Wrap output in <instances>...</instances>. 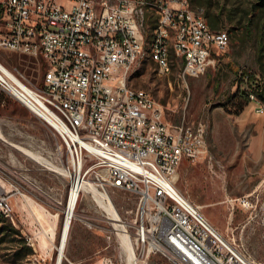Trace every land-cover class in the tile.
<instances>
[{"label":"built area","instance_id":"obj_1","mask_svg":"<svg viewBox=\"0 0 264 264\" xmlns=\"http://www.w3.org/2000/svg\"><path fill=\"white\" fill-rule=\"evenodd\" d=\"M67 2L0 0V48L45 63L36 86L0 62V90L52 128L57 142L49 157L95 183L106 200L111 190L137 197L135 216L123 222L143 254L160 253L171 264H259L176 186L181 162L207 150L203 127L170 124L161 103L127 83V73L141 59L150 18L157 25L160 74H166L167 51H174L175 60H183L181 77H199L230 36L208 29L204 13H192L185 0ZM31 39H38V47H31ZM247 95L256 99L253 92ZM256 111L264 115V106ZM55 128L65 129V136L55 135ZM3 170L0 155V180L8 186L0 185V211L16 225L12 198L34 185ZM65 177L72 185V176ZM27 241L31 245L32 237Z\"/></svg>","mask_w":264,"mask_h":264},{"label":"rangeland","instance_id":"obj_2","mask_svg":"<svg viewBox=\"0 0 264 264\" xmlns=\"http://www.w3.org/2000/svg\"><path fill=\"white\" fill-rule=\"evenodd\" d=\"M57 1L69 6L67 0ZM188 2L194 8L201 7L208 21L215 22L214 31L229 34L230 42L225 50L213 52L204 74L185 79L181 77L182 62L175 60V55L170 72L160 74L155 61L145 52L131 69L127 83L149 92L161 103L170 124L203 127L207 150L200 157L209 154L213 157L223 182L222 192L228 191L231 196L238 197L234 207L227 201L226 212L222 215L223 220H228L235 208L234 223L213 225L225 235H235L257 263L264 264V150L261 160L253 163L247 149L249 143L264 140V129L257 128L252 119L260 116L255 109L264 103L256 96L251 100L247 95L264 85V13L255 7L257 0ZM148 27L146 36L149 37L152 28ZM0 62L23 72L33 85H41L45 72L41 58L0 48ZM0 99L5 100L4 104L0 102V127L5 136L52 159L48 151L53 152L57 142L52 128L2 90ZM244 110L249 112L241 115ZM241 154H245L244 164L239 165ZM0 155L4 175L23 174L34 185L29 188L27 203L21 202L20 208L15 209L16 226L26 239L32 237L33 252L18 258L15 255L18 247L5 243L0 245V264H56L57 253L51 248L50 239L54 233L55 243L60 241L64 208L71 189L69 179L35 162L2 139ZM256 188L260 197L252 193ZM110 198L123 221L135 216L137 197L134 194L111 190ZM104 215L106 213L95 200L80 195L62 264H127L121 239L113 230L111 220ZM44 236L47 243L43 241ZM133 242L139 264H171L160 253L143 254ZM73 253L88 258L83 262H71L67 257Z\"/></svg>","mask_w":264,"mask_h":264},{"label":"bare ground","instance_id":"obj_3","mask_svg":"<svg viewBox=\"0 0 264 264\" xmlns=\"http://www.w3.org/2000/svg\"><path fill=\"white\" fill-rule=\"evenodd\" d=\"M140 1L142 0H133V4H140ZM185 5H190L188 0H185ZM190 9L192 10V13L204 12L202 9L195 10V8L193 9L191 7ZM146 26H147V23H145V45L144 47H142V50H141V58L144 56L145 52H147V54H149L151 59L155 61V63L157 64L159 68V71L161 72V64H159L158 61L156 60V54H155L156 49H157V25H154L155 27L153 29V33L150 39H149L150 36L149 37L146 36L147 34ZM208 29H212L209 23H208ZM0 31H2V23H0ZM227 35L229 34L227 33ZM31 47H38V39H31ZM173 55H175L174 51H167V61H165L166 74L169 73L171 70ZM137 63L138 62H135L133 67ZM129 73L130 72L127 73V81H128ZM133 92L145 93L147 91L133 87ZM55 135L65 136V129L55 128ZM0 139L9 143L15 149L21 151L22 153H24L26 156H28L32 160L47 167L48 169L54 172H57L63 176H68V177L72 176L73 178L69 197L67 200V205L64 208L65 220L63 224L60 241L58 244L55 243L53 233L50 239L51 246H52L51 248L56 250V253H57L56 264H62V261L65 257V249H66L68 238H69L70 228L72 225L73 218L75 216V209H76V205L78 203V200L81 194L80 192L82 191H83V195L90 196L92 200H95L98 203V205H100V207L105 212H107L108 218L109 220H111L110 224L112 225L113 229L117 231V235L121 239L123 250L127 257L126 258L127 264H139V259L137 257L136 249L133 244L134 242L131 236L125 232V228H126L125 223L121 219L112 201L109 199L106 200L107 195L101 192L97 188L95 183L89 180H83L82 177L79 175L69 174L61 166L57 165L52 159L44 156L41 152L32 150L24 145L10 141L3 133L1 127H0ZM0 214H2L1 211H0ZM46 238L44 236L43 238L44 243H47Z\"/></svg>","mask_w":264,"mask_h":264},{"label":"crops","instance_id":"obj_4","mask_svg":"<svg viewBox=\"0 0 264 264\" xmlns=\"http://www.w3.org/2000/svg\"><path fill=\"white\" fill-rule=\"evenodd\" d=\"M0 102L4 104L5 100L0 99ZM247 112L249 111L244 110L242 111L241 115H245ZM262 115L263 114H260V116H255L256 120L255 118L252 119H254L256 123L255 124L256 127L261 128L263 130L264 115L263 116ZM217 145L219 144L217 143ZM247 149H248V154L250 155V160L253 163H258L263 155L264 140L249 143ZM241 156L242 157L238 162L239 165L244 164L245 154H241ZM234 159L238 161L237 158ZM21 176L27 178L23 174ZM0 185H3V187L8 188L7 184L3 180H0ZM176 186L178 187V189L180 187L188 195L189 199L193 203L201 207V210L203 211L205 216L213 224H219L220 226L221 224L234 223L233 213L235 212V208H232V212H230L228 220L226 219L223 220L222 215L226 212L227 201L231 202V204H233L234 207L235 201L238 200L237 199L238 197L231 196V194L228 191L222 192L223 182L221 179L220 171L218 170V168L217 169L215 168L213 163V157L210 154L197 158L196 160L184 159L179 166ZM252 193L258 194L259 189L256 188L254 191H252ZM27 194L28 192L24 193L22 196L21 195L13 196L12 203L14 207V213H15V209L20 208L19 204L21 202L27 203L26 200ZM258 196L260 197V194H258ZM22 220L24 221L23 217ZM65 253H66V249H65ZM87 258H88L87 255H80L79 253L78 254L73 253L72 256L67 257V259L70 260L71 262H83L87 260Z\"/></svg>","mask_w":264,"mask_h":264},{"label":"trees","instance_id":"obj_5","mask_svg":"<svg viewBox=\"0 0 264 264\" xmlns=\"http://www.w3.org/2000/svg\"><path fill=\"white\" fill-rule=\"evenodd\" d=\"M190 7L194 9V6H191V4ZM255 7H259L260 10L264 13V0H257V2L255 3ZM198 9L202 8H195V10ZM205 18L207 19L206 15ZM208 23L212 30L217 28L215 22L208 21ZM147 26H149L148 28H152V31H150L149 33V36L151 37L153 29L155 27L153 20H149ZM181 62L183 65V60ZM253 93L258 100L264 103V85H259L257 89L253 90ZM5 243H10L14 248H16L15 246L18 247L15 250V255H17L18 258L27 257L33 252V248L28 244L27 239L23 236L20 228H18L9 219L0 214V245H3Z\"/></svg>","mask_w":264,"mask_h":264}]
</instances>
